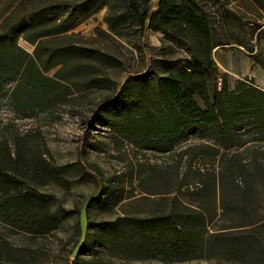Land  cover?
Returning <instances> with one entry per match:
<instances>
[{"label": "trees", "instance_id": "trees-1", "mask_svg": "<svg viewBox=\"0 0 264 264\" xmlns=\"http://www.w3.org/2000/svg\"><path fill=\"white\" fill-rule=\"evenodd\" d=\"M252 1L264 12V0ZM151 3L152 0H83L67 13L59 14L55 5L21 13L0 31V90L5 89L3 93L24 113L34 107L43 109L61 93L67 94L70 85L64 82L67 64L62 55L78 47L48 45L47 36L66 34L102 6L108 8L105 19L110 32L104 30L106 34L123 36L131 28L140 34L147 28L162 31L183 47L187 56L178 63L165 54L154 58L148 72L127 77L115 98L108 99V106L116 108L113 119H124V128L119 130L122 133L153 140L163 137L170 141V147L186 128L206 132L205 136L214 142L188 145L181 156H188V170L196 173L202 185L196 192L213 190L214 206L209 209L182 204L180 211L172 210L166 215L118 216L104 221V231L110 229L107 240L124 246L128 255L137 258L160 256L168 261H183L202 253L246 257L251 253L247 248L261 244L252 242L249 233L264 226V217L214 231L204 228L217 215L218 208L238 217L252 216L247 196L259 184L257 179L264 187V89L253 79H238L230 87L226 77L219 89L212 82V75L219 70L213 50L235 41L254 52L264 64L262 49L244 26L238 32L222 30L206 0H159L157 9H152ZM229 3H221L225 16L232 12ZM263 32L264 26H259L258 34ZM20 35L34 43L33 52L18 42ZM95 51L101 62H112L110 53ZM58 64L61 65L55 73L49 75L47 71ZM159 67L162 73L156 71ZM4 78L14 80V85L5 88ZM246 133L252 136L244 138ZM199 154H207L214 161L205 167L193 166ZM45 161L42 154L25 150L18 133L0 139V222L6 227L31 235H46L60 227L58 212L64 214L66 208L54 211L52 205L57 197L33 187L31 182L52 181L69 187L70 181L59 168ZM42 174L46 176L43 181ZM229 185L233 193H241L242 201L225 193ZM109 189L104 188V197ZM93 231L88 229L83 249L91 244ZM25 254L32 257L29 263H37L34 250L14 246L0 236V264L28 263L23 260Z\"/></svg>", "mask_w": 264, "mask_h": 264}, {"label": "rangeland", "instance_id": "rangeland-1", "mask_svg": "<svg viewBox=\"0 0 264 264\" xmlns=\"http://www.w3.org/2000/svg\"><path fill=\"white\" fill-rule=\"evenodd\" d=\"M80 1L83 0H0V31L23 12L55 5L59 14L67 13ZM158 1L152 0V9L158 8ZM226 1L232 9L228 16L223 15L221 8V3ZM206 4L216 13L215 21L222 30L238 32L244 26L257 47H261L264 58V32L258 34L259 26H264V12H260L252 0H206ZM107 12V6H102L66 34L47 36L48 45L78 47L62 55L67 64L64 82L70 85L67 94L61 93L43 109L34 107L24 113L16 109L7 93H3L5 89L0 90V139L20 134L27 152L42 154L47 164L59 168L70 181L69 187L52 181L31 182L33 187L57 197L52 205L54 211L58 212L61 206L66 208V213L58 212L61 218L58 229L46 235H31L0 222V236L14 246L34 250L35 264H264V226L249 233L252 242L260 241L261 244L247 248L251 253L243 258L211 253L183 261H168L160 256L137 258L128 255L124 246L107 240L110 229L104 231V221L115 220L118 216L166 215L172 210L180 211L182 204L209 209L214 206L213 190L203 188L196 192L202 185L196 173L188 170V156H181L188 145L214 142L205 136L206 132L200 128H186L175 139L173 147L163 137L153 140L124 134L119 131L124 128V119H113L116 108L108 106L107 102L115 98L129 75L148 72L154 58L165 54L178 63L180 58L187 56L186 51L162 31L150 28L143 34L134 28L123 36L106 34L104 30L110 32L105 19ZM18 42L33 52L34 43L22 35ZM219 47L223 50L217 57L223 55L226 63L234 68L233 72L220 68L212 75V82L219 89L225 77L230 87L238 79L260 82L259 73L250 76L247 71L249 63L244 46L232 41L228 46ZM95 49L110 53L112 62H101ZM213 53L215 56L214 50ZM256 62L263 64L257 59ZM60 65L47 73L53 75ZM156 71L162 73L164 70L159 67ZM2 82L5 88L14 85L10 78ZM250 136L246 133L244 138ZM213 161V157L199 154L193 166L205 167ZM41 176L42 181L46 179L44 174ZM257 182L259 184L247 196L248 212L252 216L238 217L218 208L217 215L204 230L214 231L263 218L264 187L261 179ZM101 186L102 194L88 208L89 228L94 229L91 244L74 259L71 254L81 237L80 210L86 199ZM106 187L110 189L104 197ZM225 193L243 200L241 193H233L230 185ZM217 207H220L219 199ZM23 260L28 262L25 264H32L29 254H25Z\"/></svg>", "mask_w": 264, "mask_h": 264}, {"label": "crops", "instance_id": "crops-1", "mask_svg": "<svg viewBox=\"0 0 264 264\" xmlns=\"http://www.w3.org/2000/svg\"><path fill=\"white\" fill-rule=\"evenodd\" d=\"M221 50H223L221 47L216 46L214 48V52H215V59L217 61V64L219 66V69L222 68L224 70L233 72V67L231 66V64H227L226 61L223 59V55L220 54V58L217 57V54H219L221 52ZM247 52V58H248V63H249V68H248V72L250 74V76H257V73L260 74V82H256L255 84L257 86H259L260 88L264 89V64H260L258 62H256V58L254 56V52H251L249 50H246ZM234 86V84H233Z\"/></svg>", "mask_w": 264, "mask_h": 264}, {"label": "water", "instance_id": "water-1", "mask_svg": "<svg viewBox=\"0 0 264 264\" xmlns=\"http://www.w3.org/2000/svg\"><path fill=\"white\" fill-rule=\"evenodd\" d=\"M102 190H103V186H101L99 190L95 192L93 195L89 196L80 210L81 237L71 254L72 258L74 259L78 256L80 251L83 249L86 243V240H87V234H88V229H89V220H88L89 205L92 201L100 197V195L102 194Z\"/></svg>", "mask_w": 264, "mask_h": 264}]
</instances>
